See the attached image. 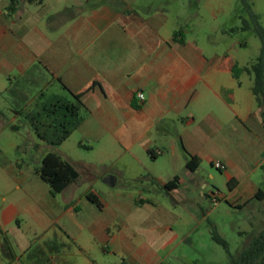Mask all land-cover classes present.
<instances>
[{
  "label": "crops",
  "instance_id": "crops-1",
  "mask_svg": "<svg viewBox=\"0 0 264 264\" xmlns=\"http://www.w3.org/2000/svg\"><path fill=\"white\" fill-rule=\"evenodd\" d=\"M171 2L20 0L12 7L0 0V93L28 118L40 94L67 93L61 78L90 110L72 134L100 147L89 171L78 170L79 178L56 195L45 181L15 178L21 195L2 198L0 228L21 241L19 254L55 241L62 247L47 252V264H99L109 255L117 264H164L190 233L174 228L178 216L160 197L173 206L190 200L203 184V161L226 165L236 206L264 199L235 159L243 149L264 164L253 76L220 67L226 55L240 63L189 37L184 7ZM186 152L201 160L195 171ZM175 178L177 186L167 187ZM81 180L88 185L76 191ZM24 223L35 243L24 236Z\"/></svg>",
  "mask_w": 264,
  "mask_h": 264
},
{
  "label": "rangeland",
  "instance_id": "rangeland-1",
  "mask_svg": "<svg viewBox=\"0 0 264 264\" xmlns=\"http://www.w3.org/2000/svg\"><path fill=\"white\" fill-rule=\"evenodd\" d=\"M96 1L98 0H92ZM171 1L178 10L184 7L182 10L187 19L183 22L189 23L188 36L196 39L207 52L231 53L238 59L241 67L254 62L259 56L261 40L254 28V19L242 0ZM248 1L264 26V0ZM243 19L249 20L253 27L248 30H233L242 26ZM214 26L219 27L217 33L212 32ZM242 80L248 85L252 79L244 72ZM17 111L10 102L9 95L0 93V113L5 115L0 117V203L3 197L12 199L21 195L16 177L44 182L37 170L43 157L49 152L60 154L83 174L89 171L90 165L87 163L96 159L99 146L93 148L77 132L60 145L54 146L42 138L41 129H36L29 118ZM13 125L20 126V129H14ZM238 153L239 158L235 156V159L242 160L246 173L251 172V178L264 190V168L259 165L261 157L257 154L249 155L243 149H239ZM212 173L215 178L211 177ZM199 178L203 184L190 200L173 206L169 204V198L160 197L161 203L178 216L173 224L174 228L181 233H190L189 240L180 245L164 264H232V256H238L251 238L264 229V199L256 198L246 205L236 206L228 185L227 169L221 170L203 161ZM87 185V182L81 180L74 188L76 191H83ZM118 189L121 186L116 190ZM129 189L138 191L132 185ZM211 189L213 192L209 194ZM213 193H217L219 198L217 204L211 199ZM214 226L229 242L230 254L212 238ZM23 227L24 236L35 243L37 239L27 230V223ZM8 237L15 251L19 252L21 241L17 242L12 235ZM118 261L113 255L97 258L99 264H117ZM0 264H6L1 253Z\"/></svg>",
  "mask_w": 264,
  "mask_h": 264
},
{
  "label": "trees",
  "instance_id": "trees-1",
  "mask_svg": "<svg viewBox=\"0 0 264 264\" xmlns=\"http://www.w3.org/2000/svg\"><path fill=\"white\" fill-rule=\"evenodd\" d=\"M20 0H10L12 7ZM29 2L43 3L45 0H28ZM248 9L251 17L254 19V28L261 40L260 54L254 62L248 66H239L232 61L229 55H226L220 67L231 70L235 77H239L243 71L249 72L253 76L252 92L255 95L258 106L261 109V114L264 119V26L260 21V17L253 10L252 4L248 0H242ZM253 26L247 19H243V24L239 28L248 30ZM180 32L178 31V35ZM229 62V65H226ZM59 81L66 94H40L35 108L31 110L28 118L31 124L36 129H41V135L45 140L54 146L60 145L80 126L90 110L83 101L82 93L72 92L68 86L59 78ZM14 129L19 130L20 126H13ZM39 133V132H38ZM187 153V167L195 171L200 166V158L196 155ZM264 167V164H263ZM39 176L45 181L53 195L63 192L72 182L79 178L78 169L67 159H64L60 154L55 152L47 153L43 159L42 164L37 170ZM232 180L228 181L231 185ZM178 178H175L167 187L177 186ZM90 199L99 203L94 195H89ZM0 253L7 264H11L17 258L22 264H47L49 261L47 252H54L59 250L62 246L57 242H48L46 244L47 250L40 247L29 249L21 254L15 251L7 232L0 228ZM212 238L219 244L223 245L226 251L230 254L229 242L217 231L214 226L212 229ZM232 256V255H231ZM119 264H128L127 261L122 260ZM162 264V263H161ZM232 264H264V229L252 237L249 244L239 253L238 256H232Z\"/></svg>",
  "mask_w": 264,
  "mask_h": 264
},
{
  "label": "built area",
  "instance_id": "built-area-1",
  "mask_svg": "<svg viewBox=\"0 0 264 264\" xmlns=\"http://www.w3.org/2000/svg\"><path fill=\"white\" fill-rule=\"evenodd\" d=\"M137 97L140 100H144L145 94L143 92H137ZM215 166L221 170L226 169V165L219 160L215 162ZM211 199L214 202V204H217L219 202V198L217 196V193H213Z\"/></svg>",
  "mask_w": 264,
  "mask_h": 264
}]
</instances>
